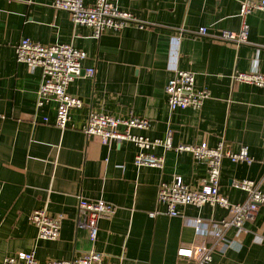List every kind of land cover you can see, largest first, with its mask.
<instances>
[{"label": "crops", "instance_id": "crops-1", "mask_svg": "<svg viewBox=\"0 0 264 264\" xmlns=\"http://www.w3.org/2000/svg\"><path fill=\"white\" fill-rule=\"evenodd\" d=\"M52 1L0 0V263L21 251H32L44 263L94 249L108 263L187 264L179 248L211 243L197 236L188 220L199 216L212 222L230 213L209 204L184 205L179 215L169 216L157 201L158 186L179 176L199 187L207 176L205 162L157 146L147 151L162 154L163 167H137L135 144H102L83 126L90 112L145 117L149 127L132 131L150 140L171 133L174 146L206 141L214 147L223 140L237 151L245 145L254 161L224 158L219 192L232 203L245 201L247 193L233 185L242 178L261 181L264 190V88L233 79L253 68L264 74V11L246 15L247 42L235 46L194 31L202 26L215 36L223 29L238 31L242 0H109L145 26L107 30L98 38ZM23 37L44 45L71 43L86 53L83 67L94 69L93 77L69 84L68 92L82 105L70 110L64 129L55 125L54 101L36 106L41 71L16 60ZM175 69L193 72L195 87L208 90L200 108L169 109L165 86ZM78 196L116 206L98 220L93 243L88 230L77 226ZM43 208L62 216L55 240L39 238L29 220L33 210ZM245 226L247 233L226 232L230 246L224 251L217 246L209 264H264V205Z\"/></svg>", "mask_w": 264, "mask_h": 264}, {"label": "built area", "instance_id": "built-area-1", "mask_svg": "<svg viewBox=\"0 0 264 264\" xmlns=\"http://www.w3.org/2000/svg\"><path fill=\"white\" fill-rule=\"evenodd\" d=\"M11 1V0H8ZM51 6L57 10L68 12L75 25H85L92 29V36L98 38L104 31H118L127 25L144 27L128 11L119 9L109 0H95L85 3L84 0H53ZM254 10L264 11V0H242L239 15L242 19L238 31L223 29L218 35H210L207 28L199 27L194 33L208 36L213 40L238 46L247 42L249 25L245 20L246 15ZM183 29H179L181 34ZM16 60L25 63L32 69L41 71L40 84L36 91V106L45 102L56 103L55 125L64 129L70 119V110L79 108L82 101L76 95L68 92L69 84L79 76L93 77V67H83L82 61L86 53L74 47L71 43L41 44L28 37L20 39L15 47ZM233 79L237 82H247L264 88V74L256 68L248 72H236ZM167 104L170 110L194 108L202 106L209 97L207 89L195 87V74L188 70L175 69L173 76L165 86ZM264 111V104H263ZM0 118L4 115L0 113ZM47 121V118H43ZM149 127V120L145 117H121L102 112H90L83 126L86 135L99 138L102 144L112 141H130L138 147L133 157L137 167L148 166L162 168L163 155H155L150 148L160 146L163 150L174 149L177 152H189L195 160H202L206 164L207 176L199 187H192L185 183L181 177L175 176L170 182L162 181L158 186L157 201L165 207L169 216L180 214L179 207L193 205L202 207L205 204L219 206L229 211V217H223L212 222L197 216L190 218L188 223L192 226L197 236L202 239L210 238L211 243L206 245L203 241H195L189 247H181L177 254L187 259V264H209L216 247L224 251L230 246L226 232L234 228L237 233H247L245 226L257 215L259 208L264 205V190L261 181L242 178L233 181V185L247 193L245 201L232 203L219 192L221 163L224 158L251 164L254 158L249 154L247 146H241L237 151L223 140L214 147L206 141L197 145H173L169 133L164 139L150 140L143 134L134 133L133 129L143 130ZM264 177V175H263ZM116 206L104 199H87L78 196L77 226L88 230L89 240L93 243L97 238L98 220L114 213ZM156 213H151L155 215ZM62 216H51L46 209H35L29 216L30 222L37 228L38 237L46 240H55L60 234V220ZM0 264H125L108 263L105 256L90 249L72 259H54L41 263L35 254L18 252L15 255L4 257ZM128 264V263H127Z\"/></svg>", "mask_w": 264, "mask_h": 264}]
</instances>
